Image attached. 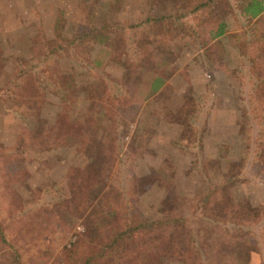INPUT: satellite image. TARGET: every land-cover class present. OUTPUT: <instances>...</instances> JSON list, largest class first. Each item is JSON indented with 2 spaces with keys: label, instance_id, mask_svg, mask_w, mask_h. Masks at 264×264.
<instances>
[{
  "label": "rangeland",
  "instance_id": "1",
  "mask_svg": "<svg viewBox=\"0 0 264 264\" xmlns=\"http://www.w3.org/2000/svg\"><path fill=\"white\" fill-rule=\"evenodd\" d=\"M163 1L167 2L125 0L117 20L129 22L128 25L137 23L151 13L164 10L165 6L160 5L167 4H163ZM102 3L105 1H101L99 5ZM99 5L94 12L96 24H101L108 16V10H101L102 13H99ZM169 5L176 12L188 10L179 4ZM57 13L66 19V23H61L60 26L63 33L60 39L55 36ZM86 17L87 13L80 0H0V149L13 146L20 125L29 124L30 121L39 122L37 128L49 134L47 142L39 146L42 151L36 147L31 152H24L19 160L11 158L12 154L0 156V171L2 167L7 171L3 172V177H9L7 187L15 192L16 197L11 206L10 219H6L7 233L12 238L14 247L30 255L32 259L33 255H43L41 260H35L31 264L56 263L58 252L72 248L85 231V207L93 203L100 206L98 199L107 193L109 187L118 191L124 202L128 200L132 205L134 215L130 219L136 223L161 218L165 202L171 198L186 201L192 198L193 202V198L200 196L205 183L219 186L226 182L227 160L239 156L240 129L245 121L250 120L253 125L248 132L251 142L246 148V161L233 178L244 182L243 189L252 197L251 205L246 209L226 206L214 227L208 225L210 218L206 213L198 215L194 226H198L195 227L196 233L203 238L204 243L200 257L185 260L179 252L168 250L153 264H233L229 257L223 259L220 252L233 246L241 247L239 249L250 257L247 264H264V81L259 88L261 81L253 82L247 78L253 70L250 69L251 57L264 55V45L259 55L253 50L249 53L234 52L235 46L232 47L231 53L226 57V66L234 70V77L224 79V75L220 74L218 82L214 81L211 84L217 83L211 85V73L202 66L195 65L192 55L186 54L189 40L187 36L183 40H176L178 46L174 42H163L160 58L166 53L171 58L168 73L161 72L163 75L167 73L165 84L160 92L154 95L150 92V99L145 100L140 95L141 88L137 87L144 81L141 76L143 80L129 85L128 98H131L132 103L122 111L115 104L103 102L102 96L91 91L94 89L99 92L101 89L104 92L106 82L107 88H113L111 90L116 97L118 94L117 100L122 99L124 88L119 89L117 80L129 73L132 67L129 54L134 49L127 47L126 43L139 28L135 27L137 29L132 31L133 28L123 27L113 32L116 28L110 26L101 32L102 38H98L100 41L93 37L89 43L81 41L78 46L69 45L73 29L78 27L82 32L89 28ZM183 18L193 19V16ZM38 36H46L52 40L49 46L43 42L46 53L40 54L30 67V71L41 72L39 79L33 76L34 83L28 81V84H34L38 88L41 97L22 101L16 85L27 80L23 79L22 70L30 66L27 63L28 58L34 55L32 42ZM258 39L263 44L262 39ZM93 44L98 47L103 45L111 51L102 70L93 68L94 55L90 52ZM51 47L53 48L50 49ZM55 47L59 49L55 50ZM222 55H226V52ZM245 57L247 61L244 60ZM213 58L218 64L219 60ZM132 59L136 61L135 56ZM71 67L76 70L70 79L74 82L76 95L65 102L69 116L62 120L63 125H55L56 113L63 101L49 90L46 80L53 75L54 69ZM243 72L247 75L242 78ZM107 77L114 82L108 83ZM240 81L241 86L238 85ZM1 90L3 93L8 91L6 98L1 97ZM194 92L200 95L205 104L213 105L212 115L219 107V111L226 110L225 114L218 112V116H223L222 119L227 118L225 123H210L202 131L203 138L199 129L198 136L202 140L198 141L199 144L193 141L196 148L194 151L174 145L165 150L157 149L156 142H159L158 146L166 142L169 145L171 138L168 136L173 133L169 131L168 123L160 117L151 100L156 97L159 105L174 110L181 107L186 95ZM260 99L262 104L258 110ZM86 122H90L89 126L94 131L101 128L95 131L97 135L93 133L95 141L87 139L85 136L89 134L83 135L79 130V125ZM115 128L119 130L118 138L124 137L120 143L113 141ZM149 144L155 145V151H160L157 157H154V153L149 155L155 159L153 161L144 149ZM200 144L202 150L201 147L197 148ZM197 155L200 156L201 163L195 164ZM98 167L104 169L105 175L112 180L109 187L103 188L108 184L105 181L97 193L91 192L85 197L83 204L81 200L73 201L71 193L75 189L71 187V182L75 180L79 184L83 182V186L87 185L90 171L92 175H96L98 172L94 170H99ZM235 174L236 171L233 175ZM97 178L101 180V177ZM0 181L5 186V181ZM18 191L21 195L19 199ZM54 196L61 198L58 204L54 203L57 199ZM2 208L3 215L8 214L4 205ZM21 211L24 213L19 214ZM13 212L17 215L15 219H11ZM134 235L137 237V244L144 246L154 241L159 232L142 227ZM207 235L213 238L206 240Z\"/></svg>",
  "mask_w": 264,
  "mask_h": 264
},
{
  "label": "trees",
  "instance_id": "2",
  "mask_svg": "<svg viewBox=\"0 0 264 264\" xmlns=\"http://www.w3.org/2000/svg\"><path fill=\"white\" fill-rule=\"evenodd\" d=\"M80 1L82 2L83 9L87 13L86 20L88 21L89 28L82 32L78 30V27L73 29L72 39L69 45L78 46L81 41H83L82 43H89L93 37L97 41H100L102 38L100 35L101 32L110 26L116 28L113 32H117V30L123 27L133 28L131 29L132 31L139 28L137 32L135 31L132 34L133 37L128 38L129 42L126 43L127 47L134 49L129 54L131 61L128 59L132 67L129 73L117 80L119 89L124 88L125 94H123L122 99L117 100L118 94L116 97L111 90L113 88H107L106 82L104 92L101 89L99 92L94 89L91 91L95 95L99 94L102 96L103 102L115 104L122 111H125L132 103L131 98H128L130 95V84H136V81L141 80L142 77L144 78L143 83L140 82L137 87L141 88L139 89L141 91L140 95L142 94V99L145 100L150 99V92L151 95L160 92L165 84L171 58L167 53L163 55V58H160V48L163 42H174L178 46L176 40H183V37L187 36L189 40H187L186 54L187 56L192 55L195 65H200L211 73L213 78L209 80L210 84L214 81L218 82L220 74L224 75V79L230 80L234 77V70L232 68L228 69L226 66V59L228 58V53H231L232 47L235 46L234 52L244 51L245 53H249V51L253 50L259 55L264 45V0H167V2L163 1V4L167 5H160L165 6L164 10L151 13L145 19L130 25H128L129 22H120L119 19L117 20L118 12L124 6L125 0ZM101 1H105V3L99 5ZM153 1L158 2L160 0ZM169 3L179 4L187 7L188 10L186 12L181 10L180 12H176ZM98 5L101 8L99 13H102L101 10H108V16L101 24H96L94 21V18L96 19L94 12ZM184 16H193V19L183 18ZM61 17L62 15L57 13L55 19V28L57 30L55 31V36L59 39L63 35L60 31L61 23H66V19ZM253 20H256V22H253ZM99 37L100 39H98ZM258 38L262 39L263 44H260ZM43 42H46L49 46L52 40L51 38L47 39L46 36H38L37 39H33L32 48L34 55L28 58L27 64L30 63V66H26L22 70L24 72L23 79L27 80L25 83L16 85L19 89V99L22 101H32L36 100V97H41L38 88L34 84H28V81L31 80L34 83L33 76L38 79L40 78L39 73L41 74V72L35 73L30 71V67L35 63L36 58L40 54L46 53V47ZM93 45L94 47L90 49L91 54L94 55L93 68L102 70L105 62H107V59L111 55V51L103 45H99V47L95 44ZM56 48L59 49L58 47L54 49L56 50ZM225 52L226 55L223 56L222 53ZM133 56L136 57V61L132 59ZM213 57L219 60L218 64L214 62ZM77 59L78 57H76ZM244 60L247 61V58L245 57ZM251 62L250 69L253 70L247 78L253 82L256 80L261 81L258 85L260 88L263 85L262 81H264V55L260 54L257 58L251 57ZM75 71L73 67L61 70L54 69L53 75L46 80V85L49 86V90L58 95L63 101L61 108L56 113L55 125H63L62 120L69 116V109L65 102L70 101L72 96L76 95L74 82L73 80L70 81L71 75ZM161 72L167 73L163 75ZM241 75L243 78L247 74L243 72ZM107 82L111 83L114 80L107 77ZM236 82L237 80L235 79ZM241 82H238V85L241 86ZM101 84L100 82V86ZM7 92L3 93L1 90V97L6 98ZM24 96L27 98L24 99ZM185 98L181 107L174 110L159 105L160 103L156 101V97L151 100L156 105L160 117L168 123L167 127L169 131L173 133L168 136V138H171L169 145L166 142L158 146L159 142H156V146L149 144L147 145L148 147L146 146L144 148L151 161L155 159H152L149 156L150 154L154 153V157L160 154V151H155V147L159 150H165L174 145L190 151L196 150L193 141L199 144L202 140L198 136L199 129L202 137V131L210 123L214 125L225 123L224 120L227 118L222 119L223 116H218V112L219 114H225L226 110L219 111V107L218 111L212 115L213 105L209 103L205 104L197 93H189ZM100 102L104 105L102 101ZM261 104L262 99L259 101L258 110ZM89 113L87 112V114ZM38 123L36 121H30L29 124L20 125L15 144L7 148H1L0 156L2 154H12L11 158H17L19 160L24 152H31L36 147L39 149V146L43 142H47V136L49 134L47 135L43 130L37 128ZM89 125L90 122L83 123L81 126L79 125V130L82 131L81 134L83 135L86 133L89 134L85 137L91 141L97 135L95 131L101 130V128L94 131ZM252 125L253 123L250 120L242 124L240 129V154L238 157H230L227 160L225 183L219 186H212L210 182L208 184L205 183L203 190L199 194L200 196L197 199H195L197 196L193 198V202H191L192 198H189L187 201L182 198H171L165 202L162 217L156 220L140 223H136L135 220L132 221L131 219H133L134 215L132 205L127 202L128 200L124 202L121 194L109 187V183L112 180L105 175L104 169L102 170L99 167V170L95 169L94 171L98 172L96 175H92L90 171L89 176H87L86 188L83 186V182L79 184L73 180L71 182V187L75 189L71 193L73 201L79 202L81 200L82 204L88 194L90 195L91 192L97 193L103 182L106 181L108 183L103 188L108 186L109 189H107V193L99 197L97 203L100 202V206H96L93 203L85 207V211L87 210V213L85 212L86 215H84L85 231L81 233L72 248L58 252L59 258L54 264H153L155 260L160 258L168 250L179 252L180 256L185 260L200 257L204 243L203 238L196 233L198 226H194V223L198 220L197 216L206 213V216L210 218L208 225L214 227L226 206L246 209L251 205L252 197L250 195L248 196L246 194L247 191L243 189L244 182L236 180L233 177L238 175L237 173L240 172L241 164H244V161H246V148L249 147L251 142L248 132L252 130ZM118 136L119 130L115 128L113 131V141L116 140L115 143H120L124 139V137L118 138ZM197 148L202 150V144L198 145ZM39 150L42 151L41 149ZM194 161L195 164L198 162L201 163L200 156H195ZM4 171L2 167L0 180L3 179L5 181V186L0 181V264H31L35 260H41L43 255H33L32 259L30 255L14 247L13 240L7 233L6 219H10L11 206L16 200V197L15 192H12L7 187L10 180L9 177H3ZM235 171L236 174L233 175ZM5 172L7 173V171ZM88 177L91 180L90 178L88 180ZM97 177H101V180ZM63 185L66 186L65 181H63ZM96 187L97 190L95 189ZM76 189L78 190L76 191ZM17 197L18 199L21 197L20 191H18ZM54 198H57L54 203L58 204L61 198H58V196H54ZM102 203L104 205L103 207ZM2 205L5 206L8 214L3 215ZM20 206L23 207L21 204ZM23 213L21 211L19 214ZM14 214L13 212L11 219L16 218L17 215ZM142 227L152 231H158L159 236L144 246L138 245L135 240L137 237L134 234L136 231H140ZM209 238L212 239L213 237L211 235L205 237L206 240H209ZM239 248L233 246L230 249H223L220 251L222 258L226 259L229 257L233 264H247V260L250 257H247L244 250Z\"/></svg>",
  "mask_w": 264,
  "mask_h": 264
}]
</instances>
